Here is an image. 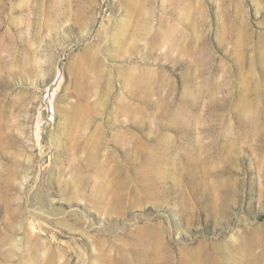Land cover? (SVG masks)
I'll return each instance as SVG.
<instances>
[{"label": "rangeland", "instance_id": "1", "mask_svg": "<svg viewBox=\"0 0 264 264\" xmlns=\"http://www.w3.org/2000/svg\"><path fill=\"white\" fill-rule=\"evenodd\" d=\"M0 264H264V0H0Z\"/></svg>", "mask_w": 264, "mask_h": 264}]
</instances>
